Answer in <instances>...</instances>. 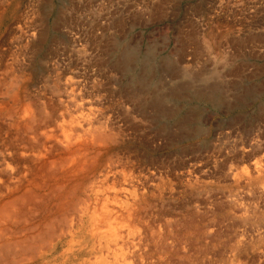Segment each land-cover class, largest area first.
<instances>
[{"label":"bare ground","instance_id":"6f19581e","mask_svg":"<svg viewBox=\"0 0 264 264\" xmlns=\"http://www.w3.org/2000/svg\"><path fill=\"white\" fill-rule=\"evenodd\" d=\"M22 1L23 0H0V37L5 36L6 33L8 34V31L10 30L9 36L10 37L12 36V39L17 43L19 41L21 42L22 45H20V43H18L17 45L18 47L20 46L18 53H21V54L23 53V55L24 53L26 54L25 51L28 48L27 45H29V47L31 45L32 46L31 48L33 49V51L31 52L32 57H29V58L27 57V58L28 59L32 58L31 60L34 62L35 59L38 58L37 53H39L38 50H40V48L38 47L44 41L43 36L45 32L44 30H42L43 25L39 23V21H41L38 19L39 16L36 17L35 15L36 13L35 6H37L38 3L36 5L32 4L31 6L27 5L28 10L23 11V13L19 15L22 9L21 7ZM66 5H69V4H66ZM96 5H98V3H96L93 6L96 7ZM46 7L47 8L45 9L47 10V12H49V5L47 4ZM117 8L119 7L117 6ZM116 10H114V13H117L115 12ZM73 11L74 10H72V12ZM98 12L100 13L101 11H98ZM67 14L68 13H66L65 15ZM75 17L77 18V15ZM40 18L42 19V17ZM99 18H100L99 16L96 18V22H97L95 23L96 28H99L100 26ZM63 20H64V17H63ZM115 22H117V19L115 20ZM89 23L87 24V26L89 25ZM12 24H15V25L10 27ZM104 25L105 24L103 23V27ZM83 26L84 25H82V27ZM60 27L61 26H59V28ZM74 27L75 26H73V28ZM111 28L113 29L114 27H111ZM93 29L92 31L94 30L96 31V29L94 30ZM85 31L86 30H84V32ZM104 31L105 33H107L105 29ZM61 32H64V31H61ZM85 33H88V31ZM113 35L115 36V34ZM39 36H40L39 41L38 40L37 42L33 41L35 38L38 39ZM64 36L67 37L66 34ZM93 37L95 36L93 35ZM81 38L79 36V39ZM97 38H100V37H97ZM12 41H9V42H12ZM82 41H85V40H82ZM33 42H35L36 44L32 45L34 44ZM67 42H70V41H67ZM71 42L69 44H71ZM64 43H65V40H64ZM86 43L88 46V42ZM1 44L3 43L1 42ZM1 44H0V264H183L184 262H182V260L184 261L186 260L187 251L192 246L197 247L195 253L200 254L201 251L198 250L199 248L198 244L203 239L205 241L207 240L209 243H215V242H219L220 240H222L224 236V232H223V229H219V228L222 226L223 222L225 221L230 220L231 224L233 225L232 228L238 227V226L240 227V225L247 226L249 228L251 227V230L259 226L264 227V186H262V183L264 184V158L260 160H255L256 159L255 158L254 159L255 161L250 159L254 162L249 165L244 166V168L242 167L243 169L242 171H239L236 169L235 172L229 171L224 174L223 181L225 182L237 181V184L239 185L244 184V186H248L249 190H251V194H249L247 197L250 196V198H247L240 193L236 195L233 194L234 196L226 195L227 197L224 196L225 198L224 200L221 199L217 201L215 199L216 205L215 204L214 205L218 207L217 209L216 208L212 210L206 209V211H201L200 205H197L194 208H192L191 206H189L190 204H187L188 203L187 202L186 203L187 211H185L182 214V207L178 205V203H180L181 201L179 202V200L176 198L178 194L177 185L172 184L171 177L169 176L167 171H165L167 166L165 167L164 164L163 165L160 164V166H155V165L152 166L150 164L151 157L149 158V155L145 154L146 156L143 161L138 157V155H133L132 152H130L131 149L128 150L125 144L127 142L126 139L129 138L128 137L129 134L127 131L130 130L132 126H134V129H135V121L139 116L138 111L141 112L146 107L144 105L145 102H143L144 94L146 91L143 88L142 90L140 88V90L136 91L137 88L134 90V87L131 85V92H129L127 88L123 87L120 83H115L117 84V87L119 88V89L114 88L116 93L119 91L118 93L122 94L123 91H125L127 93L128 99L130 98V102H131L130 104H132V105L129 104L130 106H125L126 104L123 105L121 107L122 111L118 112L117 111L118 109H116L117 107L114 108V106L113 107L107 106L108 102L106 103V98H105L107 96L106 94L107 90L105 89V86L107 85L104 86L103 82H101L98 79L97 80L93 79L94 77L89 78L90 80L93 79L92 81H90L87 78L88 76L87 77L84 76L82 72L83 69H81L80 67H76V71L74 70L75 68L72 67L73 70L75 71L76 77L70 75V77L71 76L72 77L69 78L68 80L66 79L67 82L65 81V83H62L59 80L60 78H58V80L53 84H50V85L43 84V86H40V85L38 86L36 84H32L31 80L26 78V75L25 77L22 75L24 73L23 66H25L22 63H24V61L21 63L22 67H17L20 64V61L23 59L19 61L20 56L16 57L14 56L15 54L14 55L11 54L12 59L11 58L10 59L12 61L11 60L8 61L7 57L9 55L7 56V53H6L7 50L6 51L4 49L2 50ZM13 44L14 43H12V45ZM23 44L25 45L23 46ZM73 44L76 45L75 42ZM80 44H82V42ZM92 44H94V42ZM95 44H96V41H95ZM9 45L11 46V43ZM89 45L92 46L91 44ZM205 46H207V44H205ZM91 48H93V46ZM95 49L96 48H94L93 50L95 51ZM27 50H29V48ZM47 50L48 49L46 48V51ZM14 52L16 51H13V53ZM79 52L77 50L76 53H79ZM82 52L83 51H81V55L85 53V51L83 54ZM44 53L42 52L41 55H43ZM88 53L86 51V54ZM86 54H84V56ZM91 54L93 55V52ZM87 57L89 58V56ZM124 60L126 61V59ZM25 61L27 62L28 60H25ZM224 63L227 64V62L225 61ZM231 63L232 62H229V65ZM88 64L90 65L92 63H88ZM51 67L52 66L47 67V68L49 69ZM61 68H58V69L61 70ZM87 68L89 67H86V71H87ZM64 69L66 68H63L62 70ZM108 69L105 72H108L109 71ZM64 72H67V71H64ZM96 72L95 74L98 75L99 73L97 74ZM109 72L110 74L108 76H110L111 80L112 81L113 79L117 80V75L119 74L114 73V70H111ZM124 72H126V70ZM184 72H186V70ZM226 72L228 71L226 70ZM105 74L103 73L104 79L108 77ZM193 74L197 76V73H193ZM54 75H57V74H54ZM207 75L209 74L207 73ZM138 76L139 75L137 74V77ZM143 77L144 76L142 75V78ZM198 77L199 75L197 76V78ZM35 78L37 79V77ZM99 79L101 78L99 77ZM161 79L163 78L161 77ZM118 80L120 81V79ZM38 81L40 80L38 79ZM43 81L44 80H42V82ZM49 81L52 82L53 80L49 79ZM138 82H140V79L139 81H137V83ZM161 83L163 82L161 81ZM45 84H47V82ZM106 84H109V83L107 82ZM136 85L139 86L140 84H136ZM141 85H142V81H141ZM142 86L144 87L145 84ZM159 88L161 89V86ZM154 89L155 88H153V90ZM176 89H174V91H176ZM152 92H155V91H152ZM178 92L179 91H177V93ZM151 94L152 93H150V95ZM122 95L124 96V94ZM177 95H180V94L178 93ZM162 96L163 95L160 94L158 99L162 100ZM164 97H166V95ZM208 97L209 96H207V98ZM149 98L147 99L149 100ZM155 100H157V98ZM161 100H157L158 103L160 101V104L161 103L164 104L165 101L161 102ZM154 103L156 102L154 101ZM119 105H122V103ZM162 105L161 107L160 106L159 107L162 108ZM160 108H159V111H160ZM163 109H165V106ZM156 110H158V108ZM170 111L168 113L169 115L171 114ZM150 113H152L151 110H150ZM141 114H142L141 119H144L146 114H144V111H142ZM163 114L166 115L167 113L166 114L163 113ZM189 118H187L185 121H187ZM137 123H140V121ZM160 124H163V123H160ZM149 125H153V124H149ZM199 129L200 128H198V130ZM149 132L148 134H150ZM164 132L165 130L160 128L155 133V135L152 134L153 137L151 136L150 137L153 141L151 142H153V144H156L157 140L164 141L166 140V138H169L168 136L165 138ZM134 133L137 134L136 132ZM143 133L145 134L144 131ZM233 133L228 132L226 135V139L231 140L230 137L232 138ZM132 134L133 133H131L130 135ZM171 134H173V132ZM147 135L145 136L147 137ZM138 136L139 135H137V138H139ZM202 137L203 136H201V138ZM196 138L197 137H195V139ZM255 139H253L254 141L251 140V142L246 144L247 152L251 153V155L253 156L257 152H264L262 143L260 141H257L258 138L256 141ZM214 141L215 140H213L212 142L214 143ZM261 141H264V139H262ZM244 142L245 143L247 142V138H246V141ZM148 146L149 145H145L146 151L149 148ZM213 148H214V145H213ZM224 149L222 150L223 152H224ZM227 149H229V147ZM246 149H243V150H246ZM151 153H155V152H151ZM215 154L216 153L214 152V155ZM161 156L159 155L160 160H161ZM179 156H181L180 153H179ZM236 157L238 156H235V158ZM169 158H172V156ZM191 158L193 159V156ZM196 160H198V158ZM244 160H243V163L245 164ZM155 162L153 163L155 164ZM175 162L173 163L176 164ZM193 162H196V161H193ZM230 162H231V159H230ZM183 165H187V164H183ZM216 166H220L219 163ZM172 167L173 166L171 163V168ZM187 168H188V165H187ZM195 168L190 171L185 172L184 174H181L183 183L185 184V181L187 182V185H185L184 187L185 191L188 190V188H191L192 186L199 185L200 182L203 183L202 179L204 178V176L201 177L200 175H198L197 174L198 170ZM220 169H224V167ZM217 170H219V168ZM213 174L214 173H212V175ZM203 185L207 186L208 183H204ZM198 193H200V191ZM215 200L213 201L215 202ZM175 204H177V207ZM218 212H222L221 220L212 219L211 217L207 220V222L203 223L204 224L203 226H201V223L204 221L205 216L207 217V215L209 214V217H210L211 213L215 216V214H219ZM237 235L239 234L237 233ZM245 235H248V234L246 233ZM260 235H261L260 233L258 234L252 233L248 235L249 236L248 238L251 242H253V241L260 240L261 239ZM248 243L249 242L238 247L236 249V252L242 251V249L245 246H247ZM260 253H258V255H260ZM201 254H204V253L202 252ZM182 257L184 259H182ZM248 260L249 262H252L250 261V259ZM261 260L259 259V261Z\"/></svg>","mask_w":264,"mask_h":264},{"label":"rangeland","instance_id":"374dc122","mask_svg":"<svg viewBox=\"0 0 264 264\" xmlns=\"http://www.w3.org/2000/svg\"><path fill=\"white\" fill-rule=\"evenodd\" d=\"M35 1L28 0L27 2V0H23L21 7L24 10L21 9L20 11L21 13H19V15H21L23 11L28 10V6H31L32 4L36 5L38 3L37 6H35L36 8L35 15L36 17L39 16L38 19L41 20L39 21V23H41L44 26V27L42 26V30H44L45 32L43 36L44 38L42 37L44 41L38 47L40 48V50H38L39 53H37L38 58H36L38 60L35 59V61L33 62L31 60L32 58L28 59L29 57H32L31 52L33 51V49L31 48L32 47L31 45L30 47L29 45H27L29 50H27L28 48L26 49L25 51L26 54L24 53L23 55V53L22 54L18 53L20 46L18 47L17 45L18 43H20V45L22 44L20 41L18 43L15 42L12 39V36L11 37L9 36L10 30L8 31V34L6 33V35L4 34L5 36H2L3 38L0 37V44L1 42L3 43L1 44V48L2 50L3 49L5 51L7 50L6 52L7 56L9 55L7 57L8 61L12 59V55L14 54H15L14 56L16 57L20 56L19 61L23 59L20 61V64H19L21 66L18 65L17 67H22V64L25 65L23 66L24 73L22 74L24 77L26 75V78L30 79L32 84H36L38 86L39 85L43 86V84L44 85L53 84L58 80V78H60L59 80L62 83H65V81L67 82V80L71 78L72 76L76 77V74H75L76 67H80L81 69H83V71L82 70L81 71L83 72L84 76L86 77L88 76L87 77L88 79L94 77L93 79H96V80L98 79L101 82H103L104 86L107 85L105 86V89L108 92V93L106 92L107 96L105 97L106 103L108 102L107 106H112V107L114 106V108L117 107L116 109H118L117 110L118 112L122 111L121 107L123 105L126 104L125 106H130L132 104H130L131 103L130 98L128 99L127 93L125 91L122 90L123 91L122 94H124L125 98L122 94L118 93L119 91L116 93L114 88H117V89L119 88L117 87V84L115 83H120L123 87L127 88L129 92H131V85L134 87V90L137 88L136 91L140 90V88L142 90L143 88L146 91L144 94L145 101L143 100V102H145L144 105L146 107L142 111H144V114L146 115L144 119H141L142 111L141 112L138 111V114L140 117L138 116V118L135 121V129H134V126H132L133 128L131 127V129L127 131L129 134L128 135L129 138L126 139L128 143L126 142L125 144L128 150L131 149L130 152H132L133 155H138V157L143 161H144L145 156L149 155V158L151 157L150 164L152 166L154 165L160 166V164L161 165L164 164L165 167L167 166L165 171H167V173L171 177L172 184L177 185L178 194L176 198L179 200V202L181 201L180 203H178V205L182 207V214L185 211H187V204H190L189 206H191L192 208H194L197 205H200L201 211H206V209L207 210H212L215 208L217 209L218 207L215 206L216 200L217 201L221 199L224 200L225 199L224 196L227 197L229 195L232 196L233 194L236 195L240 193L243 196L247 197L249 194H251V190H249L248 186H244V184L239 185L237 184V181H229L230 183L225 182L223 181V178H224V174L229 171L235 172L236 169L239 171H242L243 170L242 167L244 168V166L253 163L255 160H260L264 158V152H257L254 154L255 156L254 157L253 155H251V153L247 152V149H246V144L251 142V140L254 141L253 139L255 138H256L255 141L258 138L257 141H260L264 148V141H261L262 139H264L263 138L264 137V119H262L264 118V114H263L264 113V106H263L264 105V0H64V1L63 0H45V1L37 0L36 2ZM96 3H98V5H96V7L93 6ZM47 4L49 5L50 13L47 12V10L45 9L47 8L46 7ZM66 4H69V5H66ZM116 5L119 8L120 7L121 8L120 9L117 8ZM113 6L116 8H114ZM112 8L114 10L117 9L115 11L117 13H114V10ZM72 10L74 11L72 12ZM98 11H101V12L99 13ZM66 13L68 14L65 15ZM106 14L109 17L111 15L112 16L109 18ZM76 15H77V18L75 17ZM98 16L100 17L99 18L100 23L98 22L100 25L99 26L100 29L96 28V24H95L97 23L96 18ZM40 17H42V19ZM63 17H64V20H63ZM116 19H117V22L119 23L115 22ZM88 20L90 21V23ZM76 21L79 23H77ZM88 23L89 25L87 26ZM103 23L105 24L104 27H103ZM13 25L15 24H12L10 27H12ZM48 25L50 28L48 27ZM82 25H84L83 26L84 29ZM59 26L61 27L59 28ZM73 26H75L74 27L75 29L73 28ZM78 26H80L81 28ZM111 27H114V28L112 29ZM93 28L96 29V31ZM103 28L106 30L107 33H105ZM92 29L94 31H92ZM84 30H86L85 32L88 31L90 35L88 33H85ZM59 31L61 34L59 33ZM61 31H64V32H61ZM112 33L115 34V36ZM65 34L67 35V37L64 36ZM93 35L95 37H93ZM79 36L80 38L82 37L83 39L82 38L79 39ZM75 37H77L78 39ZM97 37H100V38H97ZM39 39H40V36L38 37V39L35 38L33 41L37 42V40L39 41ZM64 40H65V43H64ZM82 40H85V41H82ZM91 40L94 42V44H92L93 42ZM9 41H12V42H9ZM67 41H70V42L72 41L73 43L75 42L76 45H74L72 42L71 44H69L70 42H67ZM77 41L78 42L81 41L82 44L83 45L85 44V45L83 46L82 44H80L81 42L78 43ZM95 41H96V44H95ZM35 42H33L34 44L32 43L31 44L35 45L36 44ZM86 42H88L89 48ZM10 43H11V46L9 45ZM12 43L14 44L12 45ZM89 44H91L93 48H91L92 46H90ZM205 44H207V46H205ZM24 45L25 44H23V46ZM214 45L217 47H215ZM72 47H74L75 50ZM46 48L48 49L47 51H46ZM94 48H96L95 51L93 50ZM77 50L78 52L79 51L80 52L76 53ZM13 51H16V52L13 53ZM81 51H83L82 54L84 53V51H85L84 54H86V51L87 53L89 52L90 54L89 53L86 54L87 56H89V58L86 55L84 56V54L81 55ZM42 52L43 53L45 52L44 53L45 55L44 54L41 55ZM92 52L94 56L91 54ZM24 59L28 61L31 60V61L26 62ZM124 59H126V61ZM221 59L227 62V64L224 63V61H222ZM23 61L24 63H22ZM229 62H232V63L229 65ZM88 63H92L90 64L91 66ZM26 64L28 65V67ZM50 66L52 67L48 69L47 67H50ZM60 66L66 69L62 70L63 68H61ZM72 67L75 68L74 69L75 71L73 70ZM86 67H89L87 68V71H86ZM58 68H61L62 71ZM107 69L109 71L114 70V73L119 74L117 75V80L113 79V81L115 82H113L110 76H108L110 72L109 71H108L109 73L105 72L107 71ZM42 70L44 71L45 74L43 73ZM125 70L126 72H124ZM185 70L186 72H184ZM188 70H190L191 72ZM226 70L228 72H226ZM64 71H67V72H64ZM95 72L99 74L96 75ZM103 73L104 74L107 73L105 74L106 76H108V77L105 76L106 79H104ZM193 73H197V76L199 75V77L197 78V76H195V74ZM207 73L209 75H207ZM50 74L52 75V77ZM54 74H57V75H54ZM137 74L139 75L138 77H137ZM70 75L72 76L70 77ZM142 75L144 76L143 78H142ZM35 77H37V79ZM99 77L102 80L99 79ZM161 77L163 79H161ZM38 79L40 81H38ZM49 79H52L53 81L50 82L51 80L49 81ZM118 79H120V81ZM139 79H140V82L137 83ZM42 80L44 81L42 82ZM141 81H142V85L145 84L144 87L141 85ZM161 81L163 83H161ZM46 82L47 84H45ZM107 82L109 84H106ZM136 84H140V85L138 86ZM179 85L180 87L181 86L182 87L180 88ZM160 86L162 90L159 88ZM153 88H155L156 90L155 89L153 90ZM174 89H176V91H174ZM158 90L160 93L158 92ZM152 91H155V92H152ZM177 91H179L178 93L180 95H177L178 94ZM111 93L113 96L111 95ZM150 93H152L151 94L152 96L150 95ZM160 94L163 95L162 100L158 99ZM183 94L186 96H184ZM165 95L166 97H164ZM207 96L209 97L207 98ZM147 98H149V100ZM156 98L157 100H161V102L165 101L164 104L163 103L160 104V101L158 103V101L155 100ZM154 101L156 103H154ZM120 102L122 103V105H119L121 104ZM161 105H162V108H160ZM164 106H165V109H163ZM157 108L158 110H156ZM159 108L161 112L159 111ZM150 110L152 111V113H150ZM168 110L169 111L171 110L170 115L168 114L169 113ZM163 113L165 114L167 113V114L164 115ZM191 115H193L194 117ZM187 116H189L190 118ZM186 117L193 120L194 122L189 119L185 121L187 119ZM161 119L162 120L164 119V120L162 121ZM139 121L140 123H137ZM136 123L139 125H137ZM160 123H163V124H160ZM149 124H153V125H149ZM160 128L165 130L164 132L165 138L167 136L169 138H166V140L164 141L157 140L156 144H153V142H151L153 141L151 139V137H153L152 134L155 135V133ZM198 128H200L199 129L200 131L198 130ZM185 129L186 130L188 129V130L186 131ZM143 131L145 132V134L143 133ZM134 132H136L137 134H135ZM148 132L150 134H148ZM172 132L173 134H171ZM228 132H232V133L234 132L232 134V138L230 137L231 140L226 139V135ZM131 133L133 134L130 135ZM180 134L182 137L180 136ZM137 135H139L138 136L139 138H137ZM145 135H147V137ZM176 136H178L179 138ZM191 136H193L194 139ZM201 136L203 137L201 138ZM195 137L197 138L195 139ZM246 138H247V142L245 143L244 141H246ZM212 139L215 140L214 143L212 142L213 141ZM170 143L172 144V146ZM165 144H167L168 146ZM178 144L180 145V147ZM145 145H149L148 146L149 148L147 151L145 149L146 148ZM213 145L216 150L213 148ZM228 147L229 149H227ZM223 149H224V152L222 151ZM243 149H246V150H243ZM211 150L214 151L216 154L214 155V152H212ZM151 152H155V153H151ZM179 153L181 156H179ZM245 154L246 155L248 154L249 156L247 155L246 157ZM159 155L161 156V160H160ZM171 156L172 158H169ZM192 156H193V159L195 158L194 160L191 158ZM235 156H238V157L235 158ZM179 157H181L184 161ZM197 158L198 160H196ZM230 159H231V162H230ZM250 159L252 160L255 159V160L252 161ZM156 160H158L159 162ZM243 160L245 161V164L243 163ZM193 161H196V162H193ZM153 162H155V164ZM173 162H175L176 164H174ZM171 163L173 166L172 168L174 170L171 168ZM218 163L220 166H216ZM183 164H187L188 168H187V165H183ZM223 167L224 169H220ZM194 168L198 170L197 171L198 175H200L201 177L204 176V178L202 179L203 183L200 182L199 185L192 186L191 188H188V190L185 191L184 187L185 185H187V182L185 181V184L183 183L181 174H184L185 172L190 171ZM218 168L219 170H217ZM212 173L214 174L212 175ZM204 183H208V185L205 186L203 185ZM262 186H264L263 183H262ZM199 191L200 193H198ZM247 198H250V196ZM212 199L213 200L216 199L215 202ZM190 201H192L193 203ZM175 205L177 207V204ZM218 213L219 214H215V216L212 213L210 214V217H209V214L207 215V217L205 216L204 221L201 223V226H203L204 225L203 223L207 222V220L211 217L212 219L221 220L222 212H218ZM232 227L233 225L231 224L230 220L223 222L222 226L219 228V229H223V232H224V236L222 240H220L219 242H215V243H209L207 240L205 241L203 239L198 244L199 246L198 250L201 251L200 254L195 253L197 247L192 246L187 251L186 260L185 261L182 260V262L184 263L186 262L185 264H254L255 262H256L255 264H258V263L264 264V254H263L264 253V227L259 226L257 228H253L252 230H251V227L249 228L247 226H241V225L240 227L239 226L234 227V228ZM237 233L239 235H237ZM246 233L248 235L252 233H255V234L260 233L262 236L260 235V238H261L260 240L251 242L248 238L249 236L245 235ZM246 241L249 242L247 246H245L242 249V251L236 252V249L238 247L247 243ZM202 252L204 254H201ZM258 253H260V255H258ZM253 258H255L256 260ZM182 259L184 258L182 257ZM248 259H250V261L252 262H249ZM259 259L260 260L262 259V260L259 261Z\"/></svg>","mask_w":264,"mask_h":264}]
</instances>
